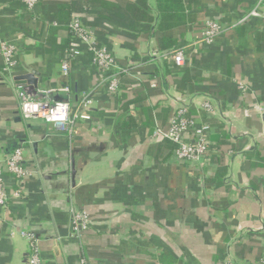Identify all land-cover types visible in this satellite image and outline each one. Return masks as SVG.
<instances>
[{"label":"crops","instance_id":"obj_1","mask_svg":"<svg viewBox=\"0 0 264 264\" xmlns=\"http://www.w3.org/2000/svg\"><path fill=\"white\" fill-rule=\"evenodd\" d=\"M145 1L146 9L139 0H40L31 13L23 0H0V42L17 50L9 74L0 55V167L22 149L28 172L23 181L4 174L0 264H29L26 234L42 264H221L230 253L261 264L264 7L253 17L259 0H181L180 24L160 30V2ZM74 19L130 69L117 96L88 53L63 74ZM207 21L224 32L195 47ZM181 45L188 62L179 68L162 55ZM34 72L37 91L15 80ZM45 91L69 101L74 115L93 91L91 120L76 121L77 135L22 117L20 96L43 100ZM184 98L211 127L208 163L182 164L172 142L153 138L169 130L173 103ZM74 210L90 220L79 235Z\"/></svg>","mask_w":264,"mask_h":264},{"label":"built area","instance_id":"obj_2","mask_svg":"<svg viewBox=\"0 0 264 264\" xmlns=\"http://www.w3.org/2000/svg\"><path fill=\"white\" fill-rule=\"evenodd\" d=\"M29 12L33 13L40 0H23ZM264 7V0H259L256 8L250 12L249 16L256 17L259 15V9ZM69 31L72 34L71 43L65 51V59L62 61L61 70L65 76H69L72 64L88 53L92 56V63L95 66L98 74L101 76L103 83L108 88V91L113 96H117L123 84L122 78L129 74L128 67H122L118 64L113 53L98 40L96 32L87 25L86 22L80 19H74L68 25ZM224 32V29L219 23L207 21L201 30L200 39L193 45H210L217 37ZM192 45V46H193ZM0 55L4 59L6 73H11L17 66V50L12 44L0 42ZM171 56L176 67H184L187 60L186 49L183 45L176 46L169 53H164L162 56ZM154 57L160 56L158 53L152 54ZM134 63H130L133 65ZM174 67V66H173ZM175 67L173 68L174 71ZM173 78H179L181 74L176 70L172 73ZM20 88V87H19ZM22 89V88H21ZM67 94L70 93V88L63 89ZM93 91L86 93L82 100V111L73 114V106L69 101L57 100L50 91L44 92L43 100H33L27 95L20 96L19 112L26 120L42 119L53 124L59 129L70 132L72 135H77L75 129L76 121H90L91 117L88 110L93 106L92 100ZM36 105V110L32 106ZM173 114L169 122V130L164 132L157 129L154 133L155 140H169L177 145L175 150V158L180 163L197 165L199 163H208L212 155V143L209 139L210 125L203 121L201 116H190L187 100L179 99L173 103ZM204 110L207 113L213 111L211 104H206ZM64 115V119H56L54 117ZM10 173L23 181L27 177V169L24 165V157L22 149L16 150L9 156L5 165L0 167V207L5 209L9 202L6 193V185L4 174ZM15 196H18L15 194ZM72 226L75 233L78 235L90 228V220L86 213L76 211L73 212ZM30 243L31 255L29 264H42L38 241L30 234L25 235ZM81 264H87L82 261ZM221 264H247L239 263L232 253H230L225 261ZM261 264H264V252L261 259Z\"/></svg>","mask_w":264,"mask_h":264},{"label":"trees","instance_id":"obj_3","mask_svg":"<svg viewBox=\"0 0 264 264\" xmlns=\"http://www.w3.org/2000/svg\"><path fill=\"white\" fill-rule=\"evenodd\" d=\"M158 2H160V4H159V6H160L159 11L162 14V22H161V25H160V30L167 29V28L169 29L170 27H175L176 25H179L180 23L178 22L177 14H178V11L179 10L181 11V5H182L181 4V0H158ZM138 5L142 9H146L147 8L146 7V1L145 0H139ZM165 5H167V6H165ZM25 7H26V5H25ZM133 8L136 10L138 7L135 6ZM175 47H173L172 49H174ZM206 124H208V123H206ZM174 145H175V150H176L177 149V145L176 144H174Z\"/></svg>","mask_w":264,"mask_h":264},{"label":"water","instance_id":"obj_4","mask_svg":"<svg viewBox=\"0 0 264 264\" xmlns=\"http://www.w3.org/2000/svg\"><path fill=\"white\" fill-rule=\"evenodd\" d=\"M15 80L19 82H26L28 86L33 87L35 91H37L38 85L40 83V79H38V74L35 72L24 76L16 77ZM19 87L24 89V86L22 85H20ZM30 92L32 93V90Z\"/></svg>","mask_w":264,"mask_h":264},{"label":"clouds","instance_id":"obj_5","mask_svg":"<svg viewBox=\"0 0 264 264\" xmlns=\"http://www.w3.org/2000/svg\"><path fill=\"white\" fill-rule=\"evenodd\" d=\"M32 108H33V110H36L37 106L33 105ZM54 118H56V119H64L65 117H64V115H61V116H56Z\"/></svg>","mask_w":264,"mask_h":264}]
</instances>
